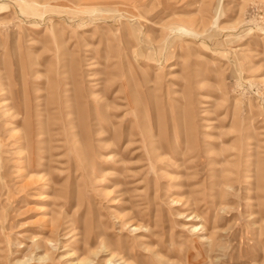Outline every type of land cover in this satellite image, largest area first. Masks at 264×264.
<instances>
[{"label": "rangeland", "instance_id": "374dc122", "mask_svg": "<svg viewBox=\"0 0 264 264\" xmlns=\"http://www.w3.org/2000/svg\"><path fill=\"white\" fill-rule=\"evenodd\" d=\"M264 264V0H0V264Z\"/></svg>", "mask_w": 264, "mask_h": 264}, {"label": "bare ground", "instance_id": "6f19581e", "mask_svg": "<svg viewBox=\"0 0 264 264\" xmlns=\"http://www.w3.org/2000/svg\"><path fill=\"white\" fill-rule=\"evenodd\" d=\"M124 263H126V262H123V264H124ZM115 264H117V263H115Z\"/></svg>", "mask_w": 264, "mask_h": 264}]
</instances>
